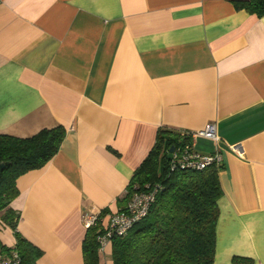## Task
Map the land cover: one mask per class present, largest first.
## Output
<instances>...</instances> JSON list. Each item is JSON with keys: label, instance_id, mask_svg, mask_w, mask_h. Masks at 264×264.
Wrapping results in <instances>:
<instances>
[{"label": "crops", "instance_id": "obj_1", "mask_svg": "<svg viewBox=\"0 0 264 264\" xmlns=\"http://www.w3.org/2000/svg\"><path fill=\"white\" fill-rule=\"evenodd\" d=\"M208 123L219 141L192 148L222 158L214 264H264V17L230 0H0V134L65 128L10 203L38 264H83V215L107 225L157 130ZM0 242H16L1 219Z\"/></svg>", "mask_w": 264, "mask_h": 264}, {"label": "trees", "instance_id": "obj_2", "mask_svg": "<svg viewBox=\"0 0 264 264\" xmlns=\"http://www.w3.org/2000/svg\"><path fill=\"white\" fill-rule=\"evenodd\" d=\"M230 1L238 10L264 17V0ZM64 137L61 125L43 128L28 137L0 134V219L12 228L16 240L13 248L0 242V253H15L18 264H38L43 251L16 228L19 214L10 205L19 193L16 181L47 164L59 151ZM172 145L176 155L169 159ZM185 146L192 147L191 133L157 130L155 143L134 170L119 210H124L135 191L157 188L155 199L144 218L124 236L111 239L113 264H214L217 201L222 194L218 171L222 165L212 163L201 170L181 168L178 158ZM103 231L99 220L86 229L83 264L98 263L97 236ZM235 261L249 263L246 259Z\"/></svg>", "mask_w": 264, "mask_h": 264}, {"label": "built area", "instance_id": "obj_3", "mask_svg": "<svg viewBox=\"0 0 264 264\" xmlns=\"http://www.w3.org/2000/svg\"><path fill=\"white\" fill-rule=\"evenodd\" d=\"M191 133V132H189ZM192 139L196 135L211 138L219 141L215 123H208L203 129L196 133H191ZM176 153L173 155L175 156ZM179 166L181 168H191L201 170L206 166L215 163L221 165L222 158L219 152L209 154H199L192 147L185 146L179 153ZM157 188L148 191H135L131 195L124 210H118L110 214L107 225L102 234L97 236L99 248L111 241L115 236H124L132 226L140 219L144 218L155 199ZM99 220V213L88 211L83 215V224L86 229L94 226ZM19 259L14 253L11 256H3L0 253V264H18Z\"/></svg>", "mask_w": 264, "mask_h": 264}, {"label": "water", "instance_id": "obj_4", "mask_svg": "<svg viewBox=\"0 0 264 264\" xmlns=\"http://www.w3.org/2000/svg\"><path fill=\"white\" fill-rule=\"evenodd\" d=\"M174 149H175V147H174L173 145L169 148V150H168V158H169V159H171V158L173 157ZM2 165H3V164L1 163V166H2Z\"/></svg>", "mask_w": 264, "mask_h": 264}]
</instances>
